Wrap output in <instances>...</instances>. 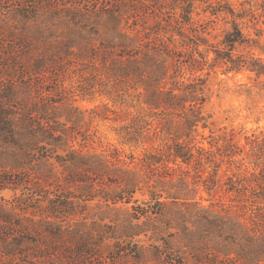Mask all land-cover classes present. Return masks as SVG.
Segmentation results:
<instances>
[{
    "label": "trees",
    "instance_id": "obj_1",
    "mask_svg": "<svg viewBox=\"0 0 264 264\" xmlns=\"http://www.w3.org/2000/svg\"><path fill=\"white\" fill-rule=\"evenodd\" d=\"M82 1L92 0H29L0 17L17 47L0 66V187L21 190L8 207L0 203V256L6 264H264V170L224 181L237 210L179 201L193 191L192 166L201 177L210 163L209 190L221 167L215 149L195 142L208 121L204 75L218 66L264 74L260 57L238 51L258 42L243 25L256 27L264 0L241 9L172 0L169 19L146 14L147 0ZM200 3L229 18L218 42L208 37L214 20L194 17ZM98 92L139 108L118 129L124 142L159 146L141 155L73 148L90 135L71 100Z\"/></svg>",
    "mask_w": 264,
    "mask_h": 264
},
{
    "label": "rangeland",
    "instance_id": "obj_2",
    "mask_svg": "<svg viewBox=\"0 0 264 264\" xmlns=\"http://www.w3.org/2000/svg\"><path fill=\"white\" fill-rule=\"evenodd\" d=\"M27 1L29 0H0V17L7 19L11 12L21 8L22 4ZM147 1L149 3L145 12L151 18L154 19V17L160 16L165 19L171 18L173 12L171 10L172 0ZM227 1L236 9L243 7L242 2L244 0ZM112 2V0H92L90 5H111ZM82 3L90 6L86 2L82 1ZM200 4V7L194 13V17L196 19H202V17L213 19V27L209 29L210 34L208 37L212 42L220 41L225 31L231 27V23L228 21L229 18L226 19L224 14L215 16L211 15L210 12L203 13L202 6L204 4ZM198 11H201L202 14L197 15ZM6 15L7 17H5ZM256 27L264 30V17L261 18ZM256 27L243 25L245 35L258 42H253L251 46H241L238 51L246 54L252 53L255 57H260L264 61V31L261 35H258ZM16 49L14 38L9 36L5 22L0 21V66L7 64V62H3V56ZM189 75L188 73L187 77ZM204 77L206 78L204 84L206 96L204 114L208 117V121L206 127H199L195 142L206 148L215 149L216 159L220 161L221 167L214 178L215 185L211 186L209 190L203 180L207 178L212 170V167L209 166L210 163L206 162L200 167L201 177L195 174L192 166V172L187 175V180L189 188L193 191L190 192L189 199H180L179 201L197 202L198 206L217 212H223L225 208L229 207L234 211L237 208L230 198L231 195L224 191V181L233 175L238 177L264 170V74H258L248 67L241 70L226 71L225 67L218 66ZM70 82V79H67L66 84L70 85ZM71 101L73 105L78 106L80 110L85 112L84 119L86 122L83 129H87V133L90 135L87 140H83L79 136L73 143L75 149L82 150L85 153L108 154L113 149L118 148L126 153L141 155L147 149L156 148L160 144L159 141L128 143L121 138L118 129L140 111L136 106L115 103L108 95L99 92L85 96L76 93ZM105 103L115 109L116 112H104L103 105ZM218 137L221 138L218 143L219 149L211 144L212 141L215 144ZM170 164L176 166L174 163ZM182 165L184 168L187 167L185 164ZM21 177L28 180L33 178V174L25 171L22 172ZM24 191H26L25 186ZM20 194L21 190L19 188L13 189L10 185L3 189L0 187V203L8 207L9 203L7 201L13 200ZM135 198L139 199V203H146L149 194L145 190H138ZM97 201L98 199L91 201L90 204L95 205ZM130 205H124V207H130ZM247 218V215H241L242 221L248 222ZM140 239L146 244L150 242L146 240L144 235ZM6 262L5 258L0 256V264H6Z\"/></svg>",
    "mask_w": 264,
    "mask_h": 264
}]
</instances>
